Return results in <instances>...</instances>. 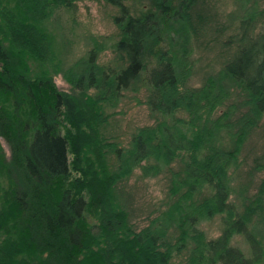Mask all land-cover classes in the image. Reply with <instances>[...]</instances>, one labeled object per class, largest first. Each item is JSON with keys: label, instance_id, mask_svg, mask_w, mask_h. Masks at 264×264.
I'll list each match as a JSON object with an SVG mask.
<instances>
[{"label": "trees", "instance_id": "16d2710c", "mask_svg": "<svg viewBox=\"0 0 264 264\" xmlns=\"http://www.w3.org/2000/svg\"><path fill=\"white\" fill-rule=\"evenodd\" d=\"M77 1L0 0V264H172L184 248L178 264H262L264 175L249 189L264 153L245 181H232L264 117V6L240 0L253 3L223 41L227 57L193 86L190 41L206 21L199 0H104L119 10L117 36L92 37L64 65L48 21ZM59 72L69 89L56 84ZM125 92L155 122L121 146L102 127L113 113L105 106ZM135 167L144 176L170 169L177 195L141 228L116 191ZM215 214L222 231L207 238L196 224ZM235 233L250 255L231 243Z\"/></svg>", "mask_w": 264, "mask_h": 264}, {"label": "rangeland", "instance_id": "374dc122", "mask_svg": "<svg viewBox=\"0 0 264 264\" xmlns=\"http://www.w3.org/2000/svg\"><path fill=\"white\" fill-rule=\"evenodd\" d=\"M256 2L259 7L264 6V0ZM252 3L250 1L245 4L240 0H199L196 3L194 11L204 14L206 21L204 28L199 29L198 35L192 36L190 41L191 52L188 59L190 85H200L207 73L219 69L227 57L223 41L237 30L240 19ZM118 11L116 6L104 0H78L71 11L62 10L61 13H55L48 21V27L56 34L63 64L67 65L83 54L90 47L92 37L110 41L112 37H116L117 28L113 16ZM111 56V49L106 48L101 52L99 61L107 62ZM54 80L60 88H70L61 72L54 75ZM132 95V92H125L116 106H105L106 111L113 113L102 130L108 137L119 141L121 146L128 145L133 133L139 127L155 122V116L146 103L137 102ZM138 96L144 99L142 93ZM4 145L6 152L9 153L5 142ZM262 153H264V117L242 148L240 154L242 162L237 177L232 181L233 185L236 186L237 183L246 180L247 170L253 165L255 156ZM109 161L115 165L113 154H110ZM177 167L176 161L170 165L171 169H177ZM263 175L264 169L254 172L249 189L250 194L255 191ZM169 179L170 169L168 168L157 174L144 176L140 168L135 167L127 178L117 183L116 191L120 201L136 228L147 225L154 217L163 216L177 198V195L170 192ZM235 197V194L231 195L232 200H236ZM196 226L205 233L207 238H215L222 231L221 215L215 214L211 218H202ZM169 233L173 238L177 229L173 226ZM231 243L239 247L246 255H250L248 243L241 234H233ZM187 254L188 250L182 249L179 254L173 256L171 263L178 264L184 261Z\"/></svg>", "mask_w": 264, "mask_h": 264}]
</instances>
